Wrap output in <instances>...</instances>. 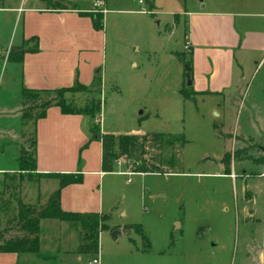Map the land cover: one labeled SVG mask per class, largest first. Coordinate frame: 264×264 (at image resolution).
Segmentation results:
<instances>
[{
  "label": "rangeland",
  "instance_id": "1",
  "mask_svg": "<svg viewBox=\"0 0 264 264\" xmlns=\"http://www.w3.org/2000/svg\"><path fill=\"white\" fill-rule=\"evenodd\" d=\"M46 1L9 0L5 4L0 0L1 7L10 8L0 12V45L9 46L18 36L22 12L18 8L26 3V7L57 2L68 8L74 6L71 0ZM143 2L109 0L111 9L129 12L106 14L103 24L107 33L104 27H94L93 35L99 34L100 42L105 34L108 38L110 69L93 77L99 89L75 88L59 93L62 97L57 93L41 94L20 110L38 115L40 105L50 100L77 108L76 104L81 105L75 97L81 104L87 102L88 110L102 100L103 109L97 117L103 113L106 130L130 131L142 123L145 134L163 133L173 140V145L166 144L161 151L154 142H148L145 153H134L135 158H146L150 163L157 161L160 153L166 173L107 177L106 204H114L115 208L105 212L111 218L107 221L110 229L100 231L101 264H264V87H255V98L250 92L242 105L235 100L225 105L221 98L193 96L187 75L191 52L185 50V35L187 21L202 3L156 0V8L150 9L148 0ZM93 3L88 0V6ZM3 51L0 48V54ZM3 67L0 62V169L8 173L0 175V246L17 238L27 239L23 247H37V252L30 253H36L38 259H57V264L64 259L70 264H93L98 253L60 257L77 250L86 233L81 222L42 219L34 229L35 224L28 222L37 218L49 200L24 205L26 209L21 213V181L38 182L41 177L28 180L30 172L10 173L21 168L19 147L26 153L23 158L28 165H32L35 139L30 133L22 137L20 145L11 144L18 141L22 127L12 114L18 106L17 88ZM263 71L264 67L260 74ZM177 136H184L185 142H175ZM243 136L248 140L243 150L248 158L241 154L240 161H249L241 167L247 169H237L236 178L227 177L218 167L220 157L227 152L234 157ZM92 156L96 158V154ZM119 160L129 170L133 168V158L122 156ZM109 179L112 188L107 186ZM31 199L25 202L36 203ZM125 224L143 226L152 246L150 252L143 251L142 235L134 229L126 232ZM64 236L68 238L64 240Z\"/></svg>",
  "mask_w": 264,
  "mask_h": 264
},
{
  "label": "crops",
  "instance_id": "2",
  "mask_svg": "<svg viewBox=\"0 0 264 264\" xmlns=\"http://www.w3.org/2000/svg\"><path fill=\"white\" fill-rule=\"evenodd\" d=\"M2 1L9 4V0ZM41 1L43 4L46 3L44 0ZM71 1L74 2L72 8L62 6L55 9L53 5L35 4L26 7L27 3L25 7H19L18 10L22 11L18 19L19 34L13 38L9 46L0 45V48L4 50L0 54L4 73H9L12 78L10 82L17 88L18 106L12 114L18 118L22 127L18 141L11 144L18 146L24 135L34 134L35 176L41 177L38 182L21 181L19 195L21 201L18 205L45 203L60 187L59 179L47 178L55 182L53 185L47 182L42 174L81 172L84 175L82 183L70 184L61 190V208L66 212L109 215L105 213L106 210L115 207L114 204H106L104 193L106 179L115 174H127L130 170L118 160L114 165V172L103 171L102 142L100 139L93 138L91 133L94 119L85 114H65L59 106L55 105L49 107L46 115L38 119L23 118L20 110L23 89L57 90L71 88L79 83L92 91L99 87L93 77L101 70L105 73L110 69L107 34L101 42L98 38L99 34L93 35L95 30L91 17L94 14L93 5L88 6V0ZM200 2L202 4L199 11H195L187 21L188 31L185 35V39L190 41L192 47L189 64L192 95L199 98H221L225 105L235 100L240 101L242 105L250 92H252L251 97L255 98V87H264V71L260 74L264 67V64L261 65L264 58V0H210L209 2L200 0ZM147 5L150 9L156 8V0H148ZM109 6L110 3L107 0V11L103 14V21L109 12H129L118 7L111 9ZM6 9L10 8L0 5V12ZM140 13L145 12L141 10ZM105 33H107L106 29ZM24 44H29L32 48ZM17 46H23L27 50L23 61H8L11 48ZM34 48L38 50L31 51ZM170 52L173 54V51ZM133 65L136 66L135 63ZM259 75L262 78L258 79ZM75 98L81 106L76 104L77 108L75 106L73 108H85L87 102L81 104L77 101L78 98ZM99 102L103 109V101L99 100ZM217 115L220 116V113ZM96 121L102 133L145 134L142 131V123L130 131H118L106 130V119L103 113L100 117H96ZM247 141L243 136L238 150H244ZM18 149L20 161L26 153L23 152L22 147ZM78 152L81 153V157H78ZM93 153L96 154V158L92 156ZM223 157L224 154L220 157L218 167L225 171ZM248 162L246 160L233 162L234 173L236 174L237 169L246 167ZM262 167L264 170L263 165ZM245 169L247 168H241V171L245 172ZM4 171L0 169V175L8 173ZM26 172L20 168L10 173ZM224 175L231 177V174ZM107 186L109 188L113 186L110 179ZM28 197L32 198L29 201L36 203H26L25 199L28 200ZM66 238L68 236L63 237L64 240ZM61 242L62 240H59V247ZM75 252H69L60 257L76 255L77 250ZM98 255L101 264V251ZM58 262L70 264L66 259ZM0 264H57V259L56 261L38 259L36 253L30 252H0Z\"/></svg>",
  "mask_w": 264,
  "mask_h": 264
},
{
  "label": "trees",
  "instance_id": "3",
  "mask_svg": "<svg viewBox=\"0 0 264 264\" xmlns=\"http://www.w3.org/2000/svg\"><path fill=\"white\" fill-rule=\"evenodd\" d=\"M47 2L46 0H44ZM49 5H53L55 9L63 6L61 2L53 3ZM94 23V27L97 30L103 29V14L99 12H94L91 15ZM37 48L32 49L31 51H37ZM27 50L24 49L23 46L12 47L8 61L10 62H22L24 59V55ZM187 75L191 77V68L188 69ZM75 88H84L83 85L76 83L71 88H63L57 90H29L23 89V102L22 108L24 109V103H28L32 98H37L41 94H50L57 93L60 97L59 93L64 91H71ZM75 91V90H73ZM185 97L189 98L190 95H186ZM59 106L63 113L65 114H85L89 115L94 119L91 127V133L93 138L100 139L102 142V169L104 172H114V165L122 156L131 157L134 159L133 168L130 169L132 173H166L168 170L164 167L161 157L162 155L159 153L157 156V161L150 163L146 158H135L134 153L138 150H142L146 148V144L148 142H154L157 146L158 150H162L163 147L167 145H173V140L166 139V135L163 133H154V134H114V133H102L99 127V124L95 122L97 117V113L100 112L101 103H98V106L93 109H88L87 106L83 109H76L73 107H68L65 104L61 103V101L55 102L50 100L43 102L40 105L41 112L36 115L31 111L22 110L23 118L30 119H38L42 118L46 115V111L51 106ZM89 106V105H88ZM174 141L177 142H185L184 136L174 137ZM145 153V152H144ZM241 154H245L243 150L235 152L234 157L231 152H227L224 154L223 163L225 166L226 174H231L232 172V164L235 159H242ZM245 158H248V155L245 154ZM160 159V160H159ZM29 161L24 159L23 156L20 160L21 169L27 172H30L27 179L33 180V177L36 175V165L33 162L31 166L28 165ZM42 177L45 178H55L60 180V187L50 196L48 204L45 209L39 212V215L36 219H32L31 222L35 224L34 229H38L37 225L42 219H58L60 221H70V222H81L82 226L85 228L86 233L82 237L80 245L78 246L77 253L78 254H89V253H99V237L100 231L110 229V226L107 224V221L110 218L108 214H100V213H78V212H66L61 208L60 204V193L61 190L70 185V184H79L83 182L84 175L81 172L77 173H47L42 174ZM26 206H21V213H24ZM23 215V214H22ZM126 232L131 229H134L136 232L140 233L144 240V252H150L152 246L149 242L147 235L144 233L143 226L140 224H130L124 227ZM24 244H27V239L17 238L15 241L7 242L0 246V252H37L38 248L33 249H25L23 247Z\"/></svg>",
  "mask_w": 264,
  "mask_h": 264
},
{
  "label": "built area",
  "instance_id": "4",
  "mask_svg": "<svg viewBox=\"0 0 264 264\" xmlns=\"http://www.w3.org/2000/svg\"><path fill=\"white\" fill-rule=\"evenodd\" d=\"M140 3H143V0H140ZM106 11H107V0H94L93 12H99V13L104 14V13H106ZM185 50H187L188 52L192 51L191 43L189 40H186V42H185ZM263 64H264V58H263L261 65H263ZM127 175H132V172H128ZM231 176H232V178L237 177L235 173H232ZM92 263L93 264H100L99 258L93 259Z\"/></svg>",
  "mask_w": 264,
  "mask_h": 264
},
{
  "label": "water",
  "instance_id": "5",
  "mask_svg": "<svg viewBox=\"0 0 264 264\" xmlns=\"http://www.w3.org/2000/svg\"><path fill=\"white\" fill-rule=\"evenodd\" d=\"M188 85L191 86L192 85V80H191V77L188 76ZM116 233V232H115Z\"/></svg>",
  "mask_w": 264,
  "mask_h": 264
}]
</instances>
